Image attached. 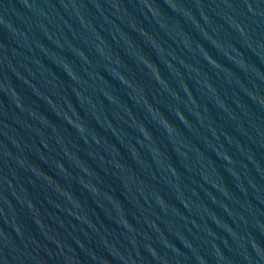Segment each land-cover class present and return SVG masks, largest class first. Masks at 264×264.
Instances as JSON below:
<instances>
[{
    "label": "water",
    "instance_id": "water-1",
    "mask_svg": "<svg viewBox=\"0 0 264 264\" xmlns=\"http://www.w3.org/2000/svg\"><path fill=\"white\" fill-rule=\"evenodd\" d=\"M0 264H264V0H0Z\"/></svg>",
    "mask_w": 264,
    "mask_h": 264
}]
</instances>
